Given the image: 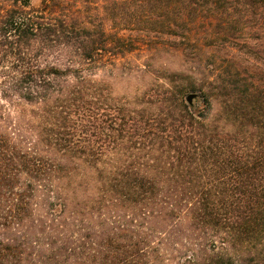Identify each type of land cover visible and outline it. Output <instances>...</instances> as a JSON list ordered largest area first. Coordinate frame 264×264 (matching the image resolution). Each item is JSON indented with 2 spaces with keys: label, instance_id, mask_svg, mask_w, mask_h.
<instances>
[{
  "label": "trees",
  "instance_id": "16d2710c",
  "mask_svg": "<svg viewBox=\"0 0 264 264\" xmlns=\"http://www.w3.org/2000/svg\"><path fill=\"white\" fill-rule=\"evenodd\" d=\"M40 1L0 12V38L19 51L4 77L46 117L34 142L0 117V264H264V69L233 54L263 60L264 0H114L118 29L101 25L99 41L63 1ZM201 23L232 57L200 90L167 81L145 115L128 116L81 69L46 70L21 52L73 33L94 64L140 43L187 50ZM69 111L80 116L71 131Z\"/></svg>",
  "mask_w": 264,
  "mask_h": 264
},
{
  "label": "rangeland",
  "instance_id": "374dc122",
  "mask_svg": "<svg viewBox=\"0 0 264 264\" xmlns=\"http://www.w3.org/2000/svg\"><path fill=\"white\" fill-rule=\"evenodd\" d=\"M28 1L31 9L42 7L40 0H0V12L5 13L16 5L22 6L23 3ZM61 1H63L61 3L68 13L74 14V17L81 19L92 28L94 31L92 32L93 38L97 41L101 40V37H99L101 25L105 26L108 34L117 31L118 26L112 20L108 11L114 0ZM208 32H213L211 26L207 23L199 24L194 35L196 43L193 44L194 47H191V49L185 50L159 43H140L135 50L126 53L124 56L110 57L104 54L106 58L99 64H94L83 58L84 50L79 45V41L77 42L74 33L72 37L65 35L59 38L50 37L44 42L33 40L28 44L25 43V47L21 52L27 53L30 59H35L37 65L46 70L51 68L63 71L69 68L81 69L82 77L95 80L101 84L100 89L103 91L100 90V94L103 92V95L109 100L116 99L121 102H128V116L130 111L133 110L145 115L144 110L148 108L147 103L153 101L157 96L163 97V93L170 89L171 85L167 81H172L169 83L175 86L190 84L200 90V88L206 87L207 80L210 77L224 69L218 67L225 66L226 64L222 62L230 56L232 57V55L226 50L209 47L205 39ZM82 35H85V33L82 32ZM13 46L14 43L13 45L6 43L5 40L0 38V117L4 115L9 132L16 131L18 135L24 137V141L34 142L38 129L42 130L45 127L43 123L46 121V117L38 111V106L27 105L18 98L16 93L11 90L14 86H12L9 79L4 77L5 72L16 74L19 69V64L15 65L14 59L11 57L13 56L12 53H19V51L14 50ZM233 54L235 55V61L241 68H248L252 72L253 66L256 65V67L264 69L262 64V62L264 63V53H258V56L263 58L260 63L251 58L250 54L244 52ZM73 79L69 75L63 76L62 79L57 80V83L63 85L65 80L73 81ZM56 88L59 89L60 87L57 85ZM196 94V98H193L192 101L195 106H200L202 105L200 92H196ZM219 110V103L215 102L210 114L211 117L212 115L215 116ZM58 112L62 111L58 110ZM74 114L67 124V129L70 131L76 127L74 123L80 118L78 113ZM100 123L101 120L96 125ZM178 228L182 232H190L188 224L185 222L179 224ZM178 250H181L182 253L186 252L180 246ZM174 255L179 254L174 252ZM241 264H244V261Z\"/></svg>",
  "mask_w": 264,
  "mask_h": 264
},
{
  "label": "water",
  "instance_id": "95a60500",
  "mask_svg": "<svg viewBox=\"0 0 264 264\" xmlns=\"http://www.w3.org/2000/svg\"><path fill=\"white\" fill-rule=\"evenodd\" d=\"M191 100H192V97H189L188 101L191 102Z\"/></svg>",
  "mask_w": 264,
  "mask_h": 264
}]
</instances>
